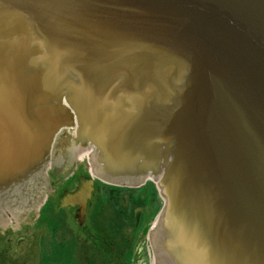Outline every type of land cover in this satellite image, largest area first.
I'll return each instance as SVG.
<instances>
[{
	"label": "water",
	"instance_id": "95a60500",
	"mask_svg": "<svg viewBox=\"0 0 264 264\" xmlns=\"http://www.w3.org/2000/svg\"><path fill=\"white\" fill-rule=\"evenodd\" d=\"M76 153L155 184L153 264H264V0H0V218Z\"/></svg>",
	"mask_w": 264,
	"mask_h": 264
},
{
	"label": "trees",
	"instance_id": "16d2710c",
	"mask_svg": "<svg viewBox=\"0 0 264 264\" xmlns=\"http://www.w3.org/2000/svg\"><path fill=\"white\" fill-rule=\"evenodd\" d=\"M97 194L100 195L99 205L92 206L89 212V222L92 226V233L88 239L96 241L97 251L95 253V264H130L133 253V241L128 237L137 234L144 220L143 210L149 204L157 199V192L152 183H148L142 187L135 189L117 188L100 185ZM124 205L122 207V201ZM98 202V201H97ZM101 208V209H100ZM127 212L125 211V209ZM48 208L43 207L41 216ZM104 210L108 211L105 216ZM51 232V240L49 245V255L42 254L41 264H48L51 260H57L56 264H85L81 262L82 258L89 264L85 254H81L79 263L75 261L73 256L68 254L69 249H73V238L57 242V222H53L49 226ZM128 236V237H126ZM70 250V252H71ZM55 254H63L59 259H55ZM85 255V256H84ZM88 255V254H87ZM49 257V258H48Z\"/></svg>",
	"mask_w": 264,
	"mask_h": 264
},
{
	"label": "flooded vegetation",
	"instance_id": "af4514ba",
	"mask_svg": "<svg viewBox=\"0 0 264 264\" xmlns=\"http://www.w3.org/2000/svg\"><path fill=\"white\" fill-rule=\"evenodd\" d=\"M71 160L72 158L69 157L68 161L70 162ZM51 167L52 165H50V169L48 170V172L56 171L55 168L52 167L51 169ZM64 167L69 168V163H65ZM75 167H76L75 168L76 170L77 164L75 165ZM74 174H75L74 170H72L66 176L60 177L62 179L63 178L69 179V177L71 178L74 177V180H76V183L74 184L73 189H70V190L65 189L60 193V195L58 196V198L60 197V199L58 200V203L55 206L56 211L52 209L54 206L50 205L51 208L49 209V212L44 214V216L48 217L47 218L48 223L46 221H43L42 223H37L38 219L41 220L39 215L36 218L35 223L31 225L30 231L26 229H23V230L19 229L21 228V226L23 227V225L26 223L24 219H19V220H22V223L16 225L15 229L13 228V225H12L14 223H9L7 226H3L0 223V264H10L9 263L10 260H13L12 264H14L15 262L21 260L22 256L25 257V259L29 258L30 253H32V249H28L27 245L34 238L32 228L34 227L36 230H38L39 228L38 224H40V228H42V233L38 236L39 238L37 237L38 238L37 246H38V253H39L38 255L39 258L37 259V261L40 264L41 252L39 250L43 249V247L46 244H48L50 241L51 232H50L49 225L51 224H49V221L53 217H56L58 220L57 227H59V230H56L57 231L56 234L58 235L59 242L67 240L68 238H71V237L73 238L74 244H73V249L71 250L70 254L73 256L75 261L79 263L80 258L82 256L81 254H85V255L88 254L87 257L89 256L90 261L94 263L95 253L97 251L96 241L92 239H87V237H89V231H88L87 225L85 224L86 221H88L87 219L89 216V212L87 209L89 207V202L91 201L93 192H91L90 199L86 201L83 210H82V207L78 204H73V205L69 204L64 208L60 207L62 205V199L64 198V194H70L74 192L76 187L78 186V180L80 179L79 177L81 174L78 175L76 178ZM47 183L50 186L51 184H53L52 182H50V174L48 175ZM48 193L49 192H47L46 194L48 195ZM89 210H90V207H89ZM67 213H69V215H71L73 218L78 217V221L80 223L79 224L80 229L74 233L68 230L69 228L65 224ZM86 229H87V232H86ZM16 233L20 235H17ZM80 234H82L83 237L80 236ZM13 239L16 240V244H13L12 242Z\"/></svg>",
	"mask_w": 264,
	"mask_h": 264
},
{
	"label": "rangeland",
	"instance_id": "374dc122",
	"mask_svg": "<svg viewBox=\"0 0 264 264\" xmlns=\"http://www.w3.org/2000/svg\"><path fill=\"white\" fill-rule=\"evenodd\" d=\"M73 170H74V175H75V178L80 175V176H86L87 173H89V164H88V161L86 159H81V160H78L77 161L74 159L73 160ZM75 163V164H74ZM77 164V169L75 170V165ZM73 179V181H72ZM68 180V181H67ZM67 181V182H66ZM94 192H93V195H92V198H91V201L89 202V207H90V210L92 208V206H96V205H99L100 203V200H99V197L100 195L97 194V191L101 185L100 181H98V179L94 180ZM76 183V180H74V177L71 178L69 177V179L67 178H61L59 179L58 181V187H57V193H56V196L54 197H51L49 199L46 200V202L44 203V205L42 206L45 207V208H48L50 209L51 206H54L52 209L54 211H56V208L55 206L57 205L58 203V200L60 199V197L58 198V196L60 195V193L63 191V190H70V189H73L74 187V184ZM63 196V195H62ZM98 201V202H97ZM124 200L122 201V207L124 205ZM162 206V201L157 197L156 201L153 202L152 204H149L148 206H146L143 210V215H144V220L142 222V226L139 228L137 234L135 237H128L129 241L130 240H134L133 242V253H134V258H133V261H132V264H141V262L144 261V264H148L147 262V255H148V252H149V245H148V241H147V235H148V232L150 230V228L152 227L153 225V222L160 210ZM89 207H88V212H90L89 210ZM41 208V209H42ZM101 209V208H100ZM125 211L127 212L126 208H124ZM105 213V216L108 215V211L107 210H104L103 211ZM40 213L38 212V214L35 216V217H32V218H29L27 220H25V224L23 225V227L21 226V228L19 229H26V230H29L30 231V227L32 224L35 223L36 221V218L38 217ZM40 218H42L41 214L39 215ZM47 216H44L42 219L43 220H40L38 219L37 223H42L43 221H46L47 222ZM56 218V217H53L52 219H50L49 221V224H53V219ZM89 220V219H88ZM48 223V222H47ZM66 225L67 227L69 228L68 230H70L72 233L76 232L77 230H79V221H78V217L77 218H73L71 215H69V213H67L66 215ZM84 223V222H83ZM87 225V228H88V231L90 232V230H92V226L90 224L89 221H86L85 223ZM39 228L38 230H36L34 227L32 228L33 229V236L34 238L32 239V241L30 243H28L27 245V248L28 249H32V253H30V256L29 258L25 259V257L22 256L21 260L15 262L14 264H39V262L37 261V259L39 258L38 255V246H37V243H38V236L42 233V228H40V224H38ZM86 232H87V229H86ZM93 234V232H91ZM17 235H20L18 233H16ZM80 236L83 237L82 234H80ZM38 237V238H37ZM13 244H16V240L13 239ZM71 244H74V241H71ZM41 250V249H40ZM39 250V251H40ZM70 250L68 251V254L70 255ZM45 252V248L42 249V253ZM49 255V254H48ZM63 256V254H57V258H56V254H55V259H59ZM49 258V257H48ZM86 258L89 260V262L93 263L92 261H90V257L86 255ZM57 261V260H56ZM56 261L55 260H51L50 258V261L48 262V264H56ZM13 260H10V264H12ZM82 263L85 262V264H89L88 262H86L84 260V258H82ZM58 264H63V262L61 263H58Z\"/></svg>",
	"mask_w": 264,
	"mask_h": 264
},
{
	"label": "bare ground",
	"instance_id": "6f19581e",
	"mask_svg": "<svg viewBox=\"0 0 264 264\" xmlns=\"http://www.w3.org/2000/svg\"><path fill=\"white\" fill-rule=\"evenodd\" d=\"M82 159H87V160H88L89 167H91V164H90L91 160L89 159V153H82ZM78 160H81V159H78ZM88 187H90V186H88ZM86 196H87V195H86ZM26 220H27V219H26ZM20 223H22V221L13 224V228L15 229L16 225H18V224H20Z\"/></svg>",
	"mask_w": 264,
	"mask_h": 264
}]
</instances>
